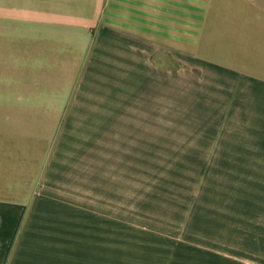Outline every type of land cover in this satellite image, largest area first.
<instances>
[{"label": "rangeland", "instance_id": "rangeland-1", "mask_svg": "<svg viewBox=\"0 0 264 264\" xmlns=\"http://www.w3.org/2000/svg\"><path fill=\"white\" fill-rule=\"evenodd\" d=\"M251 64L264 80V33ZM193 77L173 97L130 91L123 122L80 121L93 117L68 116L70 106L55 122L45 107L0 106L1 168L20 183L5 190L76 196V214L64 213L76 264L264 261V83L230 97L205 94ZM27 94L39 103L60 92Z\"/></svg>", "mask_w": 264, "mask_h": 264}, {"label": "crops", "instance_id": "crops-1", "mask_svg": "<svg viewBox=\"0 0 264 264\" xmlns=\"http://www.w3.org/2000/svg\"><path fill=\"white\" fill-rule=\"evenodd\" d=\"M258 33L264 0H0V106L45 107L53 122L70 106L68 116L93 117L80 121L123 122L130 91L140 100L173 97L192 90L195 74L205 94L251 96L264 83L251 64ZM32 90L60 94L36 103ZM18 185L0 164V264H76V228L64 217L76 196L5 190Z\"/></svg>", "mask_w": 264, "mask_h": 264}]
</instances>
